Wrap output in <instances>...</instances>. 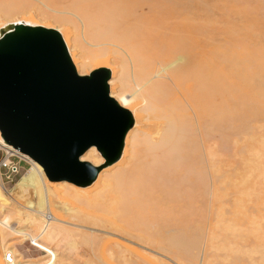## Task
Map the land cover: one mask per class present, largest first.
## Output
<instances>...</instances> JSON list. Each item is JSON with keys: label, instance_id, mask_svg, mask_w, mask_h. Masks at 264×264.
Returning a JSON list of instances; mask_svg holds the SVG:
<instances>
[{"label": "bare ground", "instance_id": "bare-ground-1", "mask_svg": "<svg viewBox=\"0 0 264 264\" xmlns=\"http://www.w3.org/2000/svg\"><path fill=\"white\" fill-rule=\"evenodd\" d=\"M73 1L80 5L81 29L75 35L31 16L7 24L13 14L27 12L0 0V39L17 25L61 32L79 76L109 70L110 97L131 113L134 124L120 159L86 188L50 182L39 164L7 145L0 133V148L30 164L10 191L0 177V212L12 203L17 217L16 222L0 218V244L11 234L21 238L18 245L29 241L39 250L59 243L82 227L54 216V199L62 193L83 199L93 191L96 197L109 192L117 196L113 202L120 211L117 237L135 247L117 243L116 264H186L180 253L193 247L200 255L188 264H208L207 237L213 240L217 230L236 255L253 264L252 256L264 251L262 188L249 182L252 173H264V137L251 126L262 87L251 82L252 56L237 47L247 40L240 38L236 20L240 15L248 26L252 7H238L236 0ZM238 136L249 141L247 176L240 184L226 182L221 155L224 143ZM80 161L93 167L104 163L94 147ZM13 252V264H35L20 262L21 254Z\"/></svg>", "mask_w": 264, "mask_h": 264}, {"label": "water", "instance_id": "water-1", "mask_svg": "<svg viewBox=\"0 0 264 264\" xmlns=\"http://www.w3.org/2000/svg\"><path fill=\"white\" fill-rule=\"evenodd\" d=\"M110 72L79 76L60 33L17 25L0 39V133L3 141L39 164L50 182L86 188L116 163L131 113L110 97ZM94 147L104 159L80 158Z\"/></svg>", "mask_w": 264, "mask_h": 264}, {"label": "rangeland", "instance_id": "rangeland-1", "mask_svg": "<svg viewBox=\"0 0 264 264\" xmlns=\"http://www.w3.org/2000/svg\"><path fill=\"white\" fill-rule=\"evenodd\" d=\"M205 1L208 5L216 4V0ZM235 3L238 5V7H252V11L255 14L254 15L252 13L253 19L251 23L245 27L243 26L242 17L240 15L237 17L236 20L238 24V34L240 38L247 40L246 43H237V47L246 48L248 52L247 55L252 56L250 63L252 64L254 74L251 78V82L255 85L254 87L256 89L262 87V93L256 98L260 104L256 103L254 105V115L251 118V126L253 127L252 132L255 135L259 134V136L261 135L264 137V0H236ZM6 4H12L17 8L23 9V11L27 12L24 14L26 16L20 15L18 13L13 14L12 16L14 18L8 21L7 24L24 22L21 19L31 16L36 22H42L44 19L45 21L52 23L54 28H60L61 32L68 30L72 35L77 34L79 29H81V23L78 18L80 17L78 12L80 5L76 4L73 0H6ZM43 6H45V8ZM255 9L257 10L256 13ZM0 21H3V19H0ZM247 55L245 60H248ZM237 62L239 63V59ZM240 63H242V61H240ZM243 138V136H238L234 141L231 140L225 142L223 151L221 153L223 157L222 169L225 180L236 179L239 184L242 179L247 176L244 160L246 158L245 153L249 141L248 139H246V141L245 138L244 141L242 140ZM232 142L234 143L233 145ZM233 150L235 152H233ZM234 153H236V155ZM4 157L5 152L0 148V161ZM13 161L19 163L21 170L20 174L10 181L2 179L6 189L9 191L13 188L14 183L18 181L21 175H23L30 167V164L19 156H16ZM262 173L261 175H258V173H252L250 175L249 182L261 186V196L264 199V173ZM116 191L113 190V192L117 194ZM96 193V191H93L90 193V196L83 199L70 194H60L57 199H54V204L52 206L54 216L60 218L62 221L79 225L82 228H74L75 233L71 234L70 237H67L68 239H60L62 240L59 242L60 244L54 243L42 250L31 246L29 241L25 242L23 245H18L21 241V238L11 234L2 244L6 247V250H2V245L0 244L1 264H5L3 260L4 254L11 251L15 257L13 252L15 250L21 254L20 257H17L18 260L21 259L20 262L25 260L29 263L41 264L50 260H54L53 264H116L117 262L113 260V251L118 248L117 243L133 249L135 247L117 237V235H119L117 232V227L121 224V218L117 214L120 212L119 209L117 210L114 205V203L117 202H113L114 196L112 194L109 195V192H107L108 194L105 193V197H96ZM115 193L113 194L116 195ZM116 198L117 196H115V199ZM56 201L58 202L56 203ZM9 204L11 205L12 203ZM10 205H8L9 209L5 213L0 212V218L3 219L4 217H10L11 222H16L17 217L14 207L15 205ZM13 224L15 225V223ZM15 227L19 228L16 225ZM82 236H87L86 239L88 240ZM208 237L206 247L208 264H249L248 256L243 254L240 255L238 253L236 255V252L231 250L230 246L228 247V241L225 239V235L221 231H214V233L210 235L211 239L214 237V241H210V238ZM186 239L191 240L192 237ZM221 242L224 251H222L223 248L221 247ZM198 248L199 247L190 248L187 252L180 253V257L186 262V264L191 263L197 258V256L200 255ZM211 249L213 250L211 251ZM229 250L231 252H229ZM104 252L108 253L106 254ZM53 253L55 254L52 255ZM110 253L111 255H108ZM105 254L109 257H106ZM259 254L262 255L263 258L256 254V256H252V259L256 264H264V251L260 252Z\"/></svg>", "mask_w": 264, "mask_h": 264}, {"label": "built area", "instance_id": "built-area-1", "mask_svg": "<svg viewBox=\"0 0 264 264\" xmlns=\"http://www.w3.org/2000/svg\"><path fill=\"white\" fill-rule=\"evenodd\" d=\"M5 152V157L0 161V177L1 179H5L10 181L17 177L20 174V166L19 163L13 161L17 155L13 153ZM3 260L5 264H13L15 261L14 255L12 252H6L3 256Z\"/></svg>", "mask_w": 264, "mask_h": 264}]
</instances>
